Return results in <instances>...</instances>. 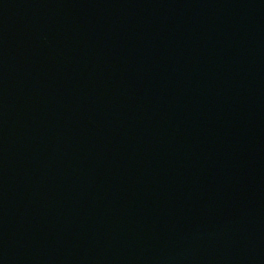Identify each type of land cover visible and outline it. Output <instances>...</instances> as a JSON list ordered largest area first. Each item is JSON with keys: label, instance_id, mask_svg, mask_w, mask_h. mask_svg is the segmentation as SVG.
<instances>
[{"label": "water", "instance_id": "obj_1", "mask_svg": "<svg viewBox=\"0 0 264 264\" xmlns=\"http://www.w3.org/2000/svg\"><path fill=\"white\" fill-rule=\"evenodd\" d=\"M0 264H264V0H0Z\"/></svg>", "mask_w": 264, "mask_h": 264}]
</instances>
